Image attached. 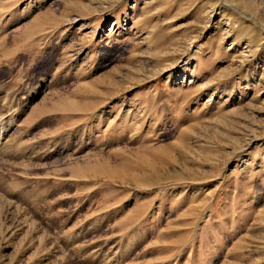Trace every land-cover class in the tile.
Masks as SVG:
<instances>
[{
    "label": "rangeland",
    "instance_id": "374dc122",
    "mask_svg": "<svg viewBox=\"0 0 264 264\" xmlns=\"http://www.w3.org/2000/svg\"><path fill=\"white\" fill-rule=\"evenodd\" d=\"M0 126V264H264V0H0Z\"/></svg>",
    "mask_w": 264,
    "mask_h": 264
},
{
    "label": "bare ground",
    "instance_id": "6f19581e",
    "mask_svg": "<svg viewBox=\"0 0 264 264\" xmlns=\"http://www.w3.org/2000/svg\"><path fill=\"white\" fill-rule=\"evenodd\" d=\"M39 86V85H38ZM41 86V85H40ZM26 104H28V103H26ZM4 119V118H3ZM2 122H3V120H1ZM0 127H2V126H0ZM1 129V128H0ZM1 131V130H0ZM2 135H3V132H0V148H1V145H2Z\"/></svg>",
    "mask_w": 264,
    "mask_h": 264
}]
</instances>
